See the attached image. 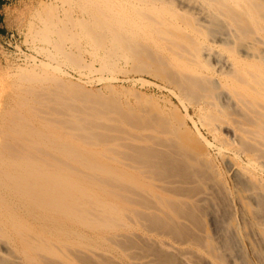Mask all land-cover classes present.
Masks as SVG:
<instances>
[{"label": "bare ground", "instance_id": "obj_1", "mask_svg": "<svg viewBox=\"0 0 264 264\" xmlns=\"http://www.w3.org/2000/svg\"><path fill=\"white\" fill-rule=\"evenodd\" d=\"M64 2L68 4L64 19L57 12L41 20L46 33L40 35L41 41L53 48L47 52L50 60L63 56L64 64L84 71L88 67L81 66L76 54L82 52L83 41L95 56L106 52L102 70L115 69L109 60L117 56L132 60L161 83L159 88L167 92L164 110L169 112L161 107L159 114L151 110L161 129L142 128L140 122L131 124L133 120L114 133L115 129L97 124L96 119L91 122L90 116L71 107V101L82 96L77 97V86L63 83L58 76L62 63L51 70L42 64L39 74L29 72L26 82H37L41 90L24 89L18 108L0 115V236L13 243L25 264H47L51 257L45 262L43 253L49 245L42 247V243L52 244L53 239L68 248L81 239L90 245L94 236H112L113 240L130 236L133 225L125 219L130 218L132 224L146 221L143 208L154 195L166 196L162 205L177 206L167 194L174 195L172 189L180 182L175 175H165L174 153L170 156L165 151L162 135L178 139L189 154L200 159L206 150L200 141L210 144L202 131L215 138L223 131L233 139L224 146L233 154L226 166L235 183L236 209L264 237V0ZM137 35L156 51L133 49L128 39ZM66 43L71 44V51ZM224 146L219 150L224 151ZM157 218L148 220L150 225L160 221ZM166 221L172 227L176 222L173 217ZM86 230L89 234H84Z\"/></svg>", "mask_w": 264, "mask_h": 264}, {"label": "rangeland", "instance_id": "obj_2", "mask_svg": "<svg viewBox=\"0 0 264 264\" xmlns=\"http://www.w3.org/2000/svg\"><path fill=\"white\" fill-rule=\"evenodd\" d=\"M67 5L68 4L65 3L64 0H0V115L6 110H12L13 107L14 109L18 108V100L21 98L22 94L24 95V89L32 87L41 90L37 82H35L36 84L32 83L34 81L29 83L26 82V75L29 74V72L36 71L37 74H39L41 73V68L39 67H41L42 64L48 65L46 68L51 70L50 68L56 67L59 63H62L59 65L62 74L58 73V76H62L63 83H70L71 85L77 86L78 91L76 95L77 97L82 96V98H75L74 101H71V103L73 102L71 107H73V109L75 108V111L83 112L86 117L90 116L91 122L96 119L95 122L97 124H106L112 129L117 128V132L120 128L123 130L122 126L125 123L132 122L133 120H136V122L133 121L131 124L140 122L139 126L142 128L149 126L151 129H157V127H159L157 124L159 121L155 112L159 114V107H161L162 110L165 109L163 99L167 92L159 88L158 84L161 85L160 82L144 73L149 71V69L142 68L141 70V67H136L132 60L126 61L123 60V57L118 59L117 56L109 60V62L115 64V69L112 68L113 70L107 71L104 69L102 70L105 63L103 59H105L106 52H98L99 55L95 56L96 52L88 47L84 41L81 44L82 52L80 53L77 51L76 54L78 56L77 59H81V66L88 68L90 66V71L87 70L88 68L84 71L83 69L82 71L77 70L76 66L73 68V65L64 64V60H62L63 56L54 58L55 61L50 60V56L47 52H52L53 48L50 44H44V42L41 41V36L46 34L43 31L45 30V25L41 20L42 18L47 19L57 12V14L64 19L63 12L68 7ZM75 14L78 15L74 12L75 17ZM46 22H49V20ZM11 35H14V38L9 40ZM138 37L137 35L136 38L128 39V43L133 49L143 51L142 49L145 48L156 51L152 43H147V40L141 36L139 39ZM143 42L144 44H142ZM9 44L12 46H9ZM16 45L20 47L22 51H18V49L15 48ZM69 45L71 46V44L66 43L67 49L70 48ZM56 63L57 65L54 66ZM37 64L38 66H36ZM30 65L34 67L31 68ZM153 72H155V70H153ZM22 78L25 79L23 80ZM148 82L157 85H152ZM154 94L156 95L154 96ZM145 98H148V100ZM146 101H148V106L145 104ZM149 103H151V105ZM157 103L161 106H158ZM153 106H155L156 109ZM165 112L168 113L169 111L166 109ZM159 120L161 119L159 118ZM159 128L161 129V127ZM113 132L117 133L116 129ZM202 133H204L206 138L210 141V144H206L202 140L200 141V143H203L205 146V148L204 146L203 148L206 149L204 150V156L200 157L202 161L199 157L196 158L193 154H189L178 139L174 138V140L173 138H166L167 136L165 137V135H162L163 139L165 138V141L163 140L162 143L164 145L166 144L165 147L168 148L165 149V151L170 152V156L174 153L171 157L173 165L169 163L167 168L168 172L165 174L166 178L174 177L175 175V180L180 182L172 189L175 191L174 195L167 194L171 198V203L173 201V204L177 205L173 206L174 209H172V206L169 208L168 205H162L166 198L165 195H154V198L150 197L149 199L152 198V200H148L146 203V207L148 205L151 206L145 207V209L143 208L144 211L142 210L147 215L146 221H140L139 224L134 222V224H132L133 221H131L132 223L129 222L131 220L130 218L125 219V223L130 225V227L133 225L132 228L133 230L135 229V232L132 230L130 236H118L122 238L115 237V240L110 238L112 236H109L110 239L102 236H94V238L91 237L92 240H90V245L88 241L85 242V240L82 239L78 240L76 243H72V246L66 241L67 244L70 245L68 248L65 247L66 249L60 246L61 243L57 242V240L51 239L52 244L50 242H47V244L45 242L42 243V247L49 245L48 248H45L46 253H43L45 254L43 256L44 261H48L47 257H51L50 259L53 261L51 262L49 259V264H81V262L83 264H220L221 262H223L221 264H235V262L236 264H264V237L255 229L253 223L245 217H242L241 212L238 211L239 209H236L238 206L234 197L236 194L235 183L229 168L226 166L228 160L233 157V154L227 149V145L224 146L225 141L232 142L233 139L230 138V134L223 131L219 132L216 138L207 134L205 131H202ZM172 139L175 142L171 141ZM176 140H178L177 143ZM173 142L176 145L174 144L173 146ZM168 145L170 147H168ZM223 146L225 150L220 151L219 149ZM224 157L228 159H224ZM194 158H196L194 160L195 162L192 160ZM176 165H178V167ZM178 199L180 200V204ZM152 201L155 204H153ZM178 204L184 206L180 208ZM153 205L154 207H152ZM169 216L173 217V221H176L173 223L174 227L166 221L167 218H171ZM153 217H156V219L159 217L160 221L158 222L163 223L166 221V223L160 226V223L158 224V222L155 221V224L152 223L150 225L151 221L149 223L148 220H151ZM246 222L248 223V228H246ZM243 223L246 224L244 225ZM150 226H152V229ZM139 227L140 229H138ZM172 228L175 229L172 230ZM146 229L148 230L146 231ZM84 234H89V230H86ZM195 237L197 239H195ZM192 238L193 242L196 244L192 242ZM0 239H2L0 240V264H25L23 257L13 248V243L6 242L1 236ZM188 240L190 241L189 244ZM247 240L249 241L247 242ZM112 241L113 244L111 243ZM197 244L198 246H196ZM248 245H251V247ZM69 248L71 251L73 250L71 253L74 255L69 253ZM56 249H59L61 253ZM214 250L216 252L212 254ZM52 251H54L53 254ZM56 252L57 254H55ZM68 256H71L70 259L73 261H69ZM233 256L236 258H233ZM223 259L226 260L223 261ZM233 260L237 261L234 262Z\"/></svg>", "mask_w": 264, "mask_h": 264}, {"label": "built area", "instance_id": "obj_3", "mask_svg": "<svg viewBox=\"0 0 264 264\" xmlns=\"http://www.w3.org/2000/svg\"><path fill=\"white\" fill-rule=\"evenodd\" d=\"M14 38V35H11V38L9 39V40H11V39H13ZM9 46H12L11 44H9ZM15 48H17L18 49V51H22V49L20 48V47H18L17 45H16V47Z\"/></svg>", "mask_w": 264, "mask_h": 264}]
</instances>
